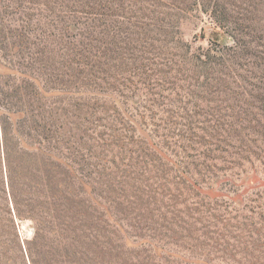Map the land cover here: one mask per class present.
<instances>
[{
    "label": "trees",
    "instance_id": "1",
    "mask_svg": "<svg viewBox=\"0 0 264 264\" xmlns=\"http://www.w3.org/2000/svg\"><path fill=\"white\" fill-rule=\"evenodd\" d=\"M48 1L58 4L63 12V57L79 75L77 92L81 94L89 84L93 66V0ZM175 1L185 6L190 0ZM241 10L242 19L246 21L240 31L234 27L238 23L230 14L221 19L216 10H211L209 18L214 40L207 47L198 46L196 52L183 56L180 47L175 45L171 57L159 55L156 91L146 90L144 94L150 98L132 105L131 109L121 108L122 114L116 111V115L109 118L111 123L98 121L95 128L91 127L93 132L96 127L107 130L88 137L95 146L112 154L110 162L123 164L121 172H126L121 177L127 180L104 186V192L108 188L112 198L105 200L104 195L95 192L97 187L93 185L89 186L90 193H86L85 186L75 183L45 185L51 200L47 207L35 213L36 217L33 215L37 227L32 238L22 243V247L15 241L13 257L8 256L1 245L0 264H141L140 253L126 248L129 240L125 236L128 234L126 227L134 228L130 222L124 223L127 214L131 218L137 215L148 223L160 225L167 232L180 235L183 242L190 245L191 252L201 250L195 251L193 256L205 264H211L210 260L220 253H227L231 258L241 253L245 259L223 264H261L257 258L264 257V252L258 247L249 251L247 248L252 241H245L229 230L232 225L226 217H217L209 211L215 220L213 226L225 225V232L215 229L195 235L194 224L189 223L186 227L175 221L176 227L186 231L177 232L165 214H172L176 220L184 215L193 222H200L194 214L198 205L204 206L203 201L188 203L183 197L192 191V187L204 191L209 198H216L222 191L215 189L212 181L233 180L234 174L228 171L239 169L238 179L243 184L259 179L257 173L245 171L243 166L246 163L253 166L254 162L264 165V148L256 138L264 141V124L261 123L264 121V98L246 90L252 87L264 93V18L251 17L248 8L242 7ZM226 22H231L233 27ZM228 26L234 34L228 31ZM25 42L21 33L15 31L11 41L16 50L15 62L8 69L38 84L40 80L31 73L33 67L29 65L30 61H35V56L22 50ZM30 86L38 98L41 88L33 83ZM5 87L16 92L14 85L6 83ZM232 89H242L243 93H228H233ZM195 90H201V96L197 102H191ZM246 93L256 98L259 104L244 99ZM8 96L9 106H0L2 137L9 135L8 121L20 127V117L26 115L22 107L10 106L12 96ZM28 111L38 112L36 109ZM219 162L224 167H218ZM218 171H224V174L220 175ZM192 195L198 196L195 192ZM239 196L234 193L232 198L237 201ZM155 217L163 223H158ZM164 220L169 225H165ZM231 228L252 233L259 231L255 227L245 229L244 223ZM163 235L167 236V233ZM133 236L139 240L135 244L148 238L143 233H133ZM149 236H157L153 250H161L162 239H158V235ZM203 238L212 241L213 245ZM226 238L233 242L229 243ZM240 244L243 247L240 248Z\"/></svg>",
    "mask_w": 264,
    "mask_h": 264
},
{
    "label": "rangeland",
    "instance_id": "2",
    "mask_svg": "<svg viewBox=\"0 0 264 264\" xmlns=\"http://www.w3.org/2000/svg\"><path fill=\"white\" fill-rule=\"evenodd\" d=\"M93 7V66L89 84L80 94L77 92L79 75L63 57V12L58 4L48 0H0V106H9L8 95L11 94L13 104L10 106L18 105L26 110V115L20 117V127L10 120L7 125L9 135L2 137L0 133V246L3 245L10 257L14 255L15 241L22 247V243L32 238L37 227L32 217H36L35 213L47 207L51 200L45 185L75 183L85 186L86 193L91 192L89 186L93 185L97 187L95 192L109 200L112 196L108 188L104 192V186L127 180L121 177L126 174L121 172L123 164L110 162L112 154L95 146L88 135L94 137L97 131L105 133L104 127H96V132L91 131V127L95 128L98 121L111 123L109 118H113L116 111L122 114L121 108L131 109L132 105L150 98L144 94L146 90L156 91L159 55L171 57L175 45L180 47L183 56L196 52L198 46L207 47L214 40L209 18L211 10H216L221 19L230 14L238 23L234 25L238 31L244 29L246 21L240 14L242 7L248 8L251 17L264 18V0H190L185 6L175 0H93ZM227 29L234 32L230 26ZM15 31L26 41L22 50L35 56V61H30L29 65L33 67L31 73L40 80L38 84L8 69L15 62L16 50L11 44ZM6 83L14 85L16 92L5 87ZM30 83L41 88L38 98L34 96ZM232 90L233 93H228H243L242 89ZM246 90L264 98L260 89L248 87ZM200 91L195 90L191 102H197ZM243 97L259 104L248 93ZM30 109L38 112L29 113ZM256 138L264 148V141ZM217 166L224 167V164L219 162ZM243 167L245 171L257 173L259 179L243 184L238 179L240 170L235 168L227 172L234 174L233 180L212 181L213 187L222 191L221 196L209 198L204 191L192 187V191L183 197L188 203L203 201L204 206L198 205L194 214L201 221L193 222L184 215L176 220L172 214L165 213L173 222V229L186 233L175 226L177 221L186 227L189 223L194 224L195 235L215 229L225 232V225L213 226L215 220L208 214L211 211L217 217L228 219L232 225L229 230L245 241H252L247 248L249 251L258 247L264 252V165L254 162L253 166L246 163ZM169 173L171 175L172 171ZM217 173L223 175L224 171ZM234 193L240 195L237 201L232 198ZM126 217L124 223L130 222L134 227H126L128 234L125 236L129 239L126 248L140 253L141 264H205L193 256L195 251L201 250L191 252L190 245L183 242L180 235L167 232L160 225L148 223L137 215L131 218L127 214ZM157 222L163 223L160 219ZM242 223L247 230L255 227L259 231L252 233L231 228ZM164 224L169 225L165 220ZM133 233H143L148 238L135 244L138 239ZM165 233L167 236L163 235ZM149 235H158V239H162L161 250H153L157 236ZM203 239L213 245L212 241ZM226 240L233 242L232 239ZM215 257L210 260L211 264L245 261L241 253H236L234 258L227 253ZM257 261L264 264V257L257 258Z\"/></svg>",
    "mask_w": 264,
    "mask_h": 264
}]
</instances>
